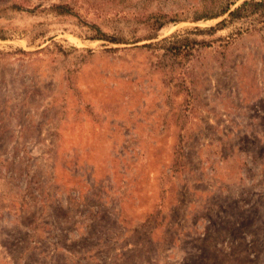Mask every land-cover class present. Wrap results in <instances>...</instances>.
<instances>
[{"label": "rangeland", "instance_id": "1", "mask_svg": "<svg viewBox=\"0 0 264 264\" xmlns=\"http://www.w3.org/2000/svg\"><path fill=\"white\" fill-rule=\"evenodd\" d=\"M223 1L0 0V264H264V15Z\"/></svg>", "mask_w": 264, "mask_h": 264}, {"label": "trees", "instance_id": "2", "mask_svg": "<svg viewBox=\"0 0 264 264\" xmlns=\"http://www.w3.org/2000/svg\"><path fill=\"white\" fill-rule=\"evenodd\" d=\"M237 1L239 0H224L216 10L206 14L205 13L201 14L200 16H198L199 18L196 19L199 20V19L217 18L227 13V18H224L223 20L217 23V25L223 26L226 23H231L242 18H247L252 14L260 13L264 15V0H242L239 4H237L234 8L231 9L232 5H234ZM54 8L59 13H65V14L72 13L70 8L67 7V5L57 4L54 6ZM157 21H158V25L154 28L155 30L161 28L164 25L163 22H160L159 20ZM212 29L213 28L211 27L210 30ZM105 36L106 35L101 32V34L92 36L90 38L105 39L104 38ZM154 36H150L148 38L150 39L153 38Z\"/></svg>", "mask_w": 264, "mask_h": 264}]
</instances>
